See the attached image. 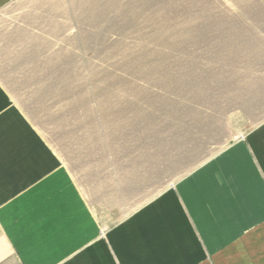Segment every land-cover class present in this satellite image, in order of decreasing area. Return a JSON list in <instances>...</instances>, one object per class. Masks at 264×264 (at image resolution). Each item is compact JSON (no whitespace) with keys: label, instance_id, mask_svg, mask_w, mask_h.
Wrapping results in <instances>:
<instances>
[{"label":"rangeland","instance_id":"rangeland-1","mask_svg":"<svg viewBox=\"0 0 264 264\" xmlns=\"http://www.w3.org/2000/svg\"><path fill=\"white\" fill-rule=\"evenodd\" d=\"M260 1L13 0L0 84L87 202L148 201L264 122Z\"/></svg>","mask_w":264,"mask_h":264},{"label":"crops","instance_id":"crops-1","mask_svg":"<svg viewBox=\"0 0 264 264\" xmlns=\"http://www.w3.org/2000/svg\"><path fill=\"white\" fill-rule=\"evenodd\" d=\"M145 185L87 202L0 84V264H264V122L148 201Z\"/></svg>","mask_w":264,"mask_h":264},{"label":"bare ground","instance_id":"bare-ground-1","mask_svg":"<svg viewBox=\"0 0 264 264\" xmlns=\"http://www.w3.org/2000/svg\"><path fill=\"white\" fill-rule=\"evenodd\" d=\"M24 130V129H23ZM24 132V131H23ZM34 141V140H33ZM27 144H29V143H27Z\"/></svg>","mask_w":264,"mask_h":264}]
</instances>
